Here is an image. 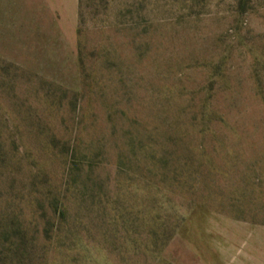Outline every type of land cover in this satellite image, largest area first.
<instances>
[{"label": "rangeland", "instance_id": "374dc122", "mask_svg": "<svg viewBox=\"0 0 264 264\" xmlns=\"http://www.w3.org/2000/svg\"><path fill=\"white\" fill-rule=\"evenodd\" d=\"M0 264H264V0H0Z\"/></svg>", "mask_w": 264, "mask_h": 264}, {"label": "trees", "instance_id": "16d2710c", "mask_svg": "<svg viewBox=\"0 0 264 264\" xmlns=\"http://www.w3.org/2000/svg\"><path fill=\"white\" fill-rule=\"evenodd\" d=\"M81 203H83V202H80L79 203V205L81 206ZM87 209H88V211H90L89 210V208L88 207H86ZM80 209V208H79ZM83 209H85V207L83 208ZM82 209V210H83ZM75 223L79 226L80 224L81 225H85V222H83V214L81 213V211L77 214V217H76V219H75Z\"/></svg>", "mask_w": 264, "mask_h": 264}]
</instances>
